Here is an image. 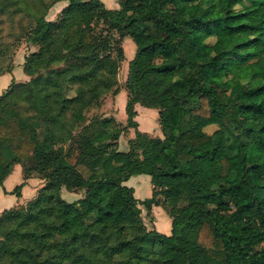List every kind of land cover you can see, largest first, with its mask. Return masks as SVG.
Masks as SVG:
<instances>
[{
    "label": "trees",
    "instance_id": "trees-1",
    "mask_svg": "<svg viewBox=\"0 0 264 264\" xmlns=\"http://www.w3.org/2000/svg\"><path fill=\"white\" fill-rule=\"evenodd\" d=\"M52 1L0 0L37 48L29 79L0 93V187L14 164L23 181L9 193L43 181L0 212V264H264V0H62L49 20ZM125 36L135 52L119 125L87 113L119 91ZM7 46L0 35V58ZM137 103L157 110L162 137L138 130ZM137 174L147 198L125 184ZM154 205L169 234L144 223L140 206Z\"/></svg>",
    "mask_w": 264,
    "mask_h": 264
},
{
    "label": "rangeland",
    "instance_id": "rangeland-1",
    "mask_svg": "<svg viewBox=\"0 0 264 264\" xmlns=\"http://www.w3.org/2000/svg\"><path fill=\"white\" fill-rule=\"evenodd\" d=\"M8 5L14 0H5ZM108 8H118L117 0H101ZM66 6V1L53 0L48 7L46 18L49 20H55L60 11ZM8 11V12H7ZM0 16V35L3 45H8L0 58V66L10 67V73L0 76V93L6 88L9 83L13 81L22 82L23 64L25 56L35 51V46L27 45L24 39H18L19 35H24L23 27L26 25V20L22 18L20 14H13L10 10H7ZM117 38L118 36L115 35ZM235 38V37H234ZM231 40H235L232 39ZM121 45L124 53V58L120 62L119 70L117 72L116 80L118 93L113 94L112 90L106 93L103 99V103L100 107L94 108L88 111L87 116L93 114L102 115L105 117H112L114 121L119 125L126 124L125 102L126 91L124 84L127 77L128 62L134 56L135 44L128 36L123 37ZM25 75V74H24ZM29 76H26L25 80H28ZM72 93V92H71ZM135 107V106H134ZM135 120L140 124V128L146 131L152 137H162V132L158 123V112L151 108H146L141 105L136 106ZM216 129V125H209L204 127L206 133H211ZM134 129L128 128L126 132L121 133L118 139V150L127 151L129 148L128 140L133 137ZM19 167V166H17ZM21 170L22 167L20 166ZM1 171V170H0ZM10 182H14L12 186H15L22 182V171L11 177L4 184L7 187L10 186ZM32 185V183H30ZM126 185L133 187L134 195L138 199H144L151 195L152 186L150 183V177L146 174L132 175L126 182ZM31 186H25L22 188V195L25 199L31 198L29 189ZM36 194V193H35ZM21 195V194H20ZM60 195L67 201H73L82 196L81 192H71L67 188L62 187ZM34 197V196H33ZM25 203V202H24ZM141 207V215L147 228H154L161 233L170 232V217L160 206H152L151 214H148L146 210ZM169 230V232H167Z\"/></svg>",
    "mask_w": 264,
    "mask_h": 264
},
{
    "label": "crops",
    "instance_id": "crops-1",
    "mask_svg": "<svg viewBox=\"0 0 264 264\" xmlns=\"http://www.w3.org/2000/svg\"><path fill=\"white\" fill-rule=\"evenodd\" d=\"M5 74H8V75L10 74L11 75V73H5ZM26 76L27 75H24V74L22 75V77H21L22 81L25 80ZM137 105H140V104H138V103L135 104V110H136V106ZM151 109H154V108H151ZM154 110H156V109H154ZM136 112H137V110H136ZM137 123H138V121H137ZM137 128L140 131L146 132V131H144L143 129L140 128V124L139 123H138V127ZM17 166H19V167H17ZM20 166H21L20 164H14L12 169H11V171H10V173L3 180V187H0V212L3 211L4 209L13 207V206H15V205H17L19 203H23V202L31 199L35 195L37 189L40 186H42V184H43V181L41 179H39V178H29V179H27L25 184L23 185V187L31 186L30 187L31 189H29L30 190L29 193L31 195V198H28V199H25L23 197V195H22V188L23 187L21 188V191H20L21 195L20 196H16L15 194L9 193L16 185L12 186L14 182L13 183L10 182L11 184L8 187L6 185H4V184L8 181V179L10 177H11V180H13L14 176L19 174L20 171H22ZM22 181H23V173H22ZM30 183H32V185ZM6 184H8V183H6ZM167 232H169V230Z\"/></svg>",
    "mask_w": 264,
    "mask_h": 264
}]
</instances>
